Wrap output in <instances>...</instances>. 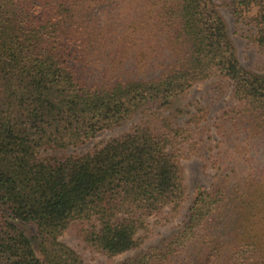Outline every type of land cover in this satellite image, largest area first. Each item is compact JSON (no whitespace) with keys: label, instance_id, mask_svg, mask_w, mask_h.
I'll list each match as a JSON object with an SVG mask.
<instances>
[{"label":"trees","instance_id":"obj_1","mask_svg":"<svg viewBox=\"0 0 264 264\" xmlns=\"http://www.w3.org/2000/svg\"><path fill=\"white\" fill-rule=\"evenodd\" d=\"M230 6L257 8L264 47V0ZM214 78L237 101L214 123L229 175L198 191L177 233L120 264H264V76L240 64L214 0H0V264H86L59 240L75 222L105 256L137 249L146 220L184 198L173 146L187 131L164 118L84 155L40 153Z\"/></svg>","mask_w":264,"mask_h":264},{"label":"rangeland","instance_id":"obj_2","mask_svg":"<svg viewBox=\"0 0 264 264\" xmlns=\"http://www.w3.org/2000/svg\"><path fill=\"white\" fill-rule=\"evenodd\" d=\"M214 2L225 23L227 37L235 48L240 64L247 70L264 76V47L260 48L254 42L256 30L252 19L257 14V8L251 7L241 17L236 18L231 12L230 0ZM235 105L237 101L233 98L230 82L224 78H214L193 86L171 104L155 103L139 108L131 117L117 126L97 133L94 139L84 145L64 150L41 151L42 156L84 155L100 148L108 140L129 132L135 126L164 118L168 119L171 127L184 129L189 136L188 140L179 138L173 146L175 160L180 167L184 198L174 214L165 208L160 214L146 220L145 229L138 233L141 245L137 249L108 257L93 248H87L76 235L81 226H86L77 222L70 224L59 240L79 254L86 264H120L145 253L151 247L161 245L166 238L177 233L198 191L209 190L219 181L226 180L229 175L225 166L220 169L217 163L218 137L214 123L223 112ZM146 108H150L149 111H145ZM159 130L160 126H157L156 131ZM260 185L264 192V178ZM20 228L27 236H32L30 226ZM192 253L193 251L190 252ZM193 263L202 264V259L197 258Z\"/></svg>","mask_w":264,"mask_h":264}]
</instances>
